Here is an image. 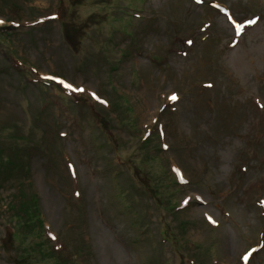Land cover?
<instances>
[{
  "label": "rangeland",
  "instance_id": "1",
  "mask_svg": "<svg viewBox=\"0 0 264 264\" xmlns=\"http://www.w3.org/2000/svg\"><path fill=\"white\" fill-rule=\"evenodd\" d=\"M0 21V264H51L44 226L79 264H264V0Z\"/></svg>",
  "mask_w": 264,
  "mask_h": 264
},
{
  "label": "trees",
  "instance_id": "2",
  "mask_svg": "<svg viewBox=\"0 0 264 264\" xmlns=\"http://www.w3.org/2000/svg\"><path fill=\"white\" fill-rule=\"evenodd\" d=\"M2 24H3L2 26H5L4 23H2ZM22 166H23V164H22ZM24 166H27V165H24ZM26 206L31 208L28 205H26ZM19 218H21V216H19ZM28 218L30 220L29 222H36V220H37L40 222V224H44L42 221L41 215L39 218V212L35 213L34 218H32V216H29V215H28ZM27 224L29 225V223H27ZM33 225H35V224H33ZM42 233H43V236L45 237V241H47V243L45 242L47 245L42 244V246L44 245L46 250L48 248L47 255L50 259L51 264H79V261H77L74 258L75 254L73 252L70 253L71 255L65 254L63 252V250L66 249L67 244H61L59 247V246L53 245V243H50V241H53L54 239L48 234V229L45 226H44V228H42ZM73 258H74V260H73Z\"/></svg>",
  "mask_w": 264,
  "mask_h": 264
},
{
  "label": "snow or ice",
  "instance_id": "3",
  "mask_svg": "<svg viewBox=\"0 0 264 264\" xmlns=\"http://www.w3.org/2000/svg\"><path fill=\"white\" fill-rule=\"evenodd\" d=\"M0 23H3V21H0ZM68 87H71V85H68ZM82 90V89H81ZM93 95H95V94H93ZM173 99H175V97H173Z\"/></svg>",
  "mask_w": 264,
  "mask_h": 264
},
{
  "label": "bare ground",
  "instance_id": "4",
  "mask_svg": "<svg viewBox=\"0 0 264 264\" xmlns=\"http://www.w3.org/2000/svg\"><path fill=\"white\" fill-rule=\"evenodd\" d=\"M215 107H216V105H215Z\"/></svg>",
  "mask_w": 264,
  "mask_h": 264
}]
</instances>
